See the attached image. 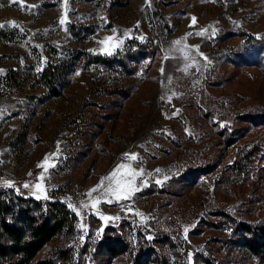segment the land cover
I'll return each instance as SVG.
<instances>
[{
	"label": "rangeland",
	"instance_id": "1",
	"mask_svg": "<svg viewBox=\"0 0 264 264\" xmlns=\"http://www.w3.org/2000/svg\"><path fill=\"white\" fill-rule=\"evenodd\" d=\"M0 190L77 215L36 261L264 264V0H0Z\"/></svg>",
	"mask_w": 264,
	"mask_h": 264
},
{
	"label": "trees",
	"instance_id": "2",
	"mask_svg": "<svg viewBox=\"0 0 264 264\" xmlns=\"http://www.w3.org/2000/svg\"><path fill=\"white\" fill-rule=\"evenodd\" d=\"M91 59L113 66L112 59L103 55H92ZM65 64H50L42 73L41 81L54 94L60 93ZM18 73L12 70L11 77L18 79ZM77 222V215L61 201L43 202L20 196L13 190H0V264H49L36 261V257L55 237L73 235ZM242 231L245 235L239 239L240 245L251 254L264 256V226H244ZM103 251L117 257L126 251V246L122 240L109 241ZM150 255L142 254L137 264H149Z\"/></svg>",
	"mask_w": 264,
	"mask_h": 264
},
{
	"label": "snow or ice",
	"instance_id": "3",
	"mask_svg": "<svg viewBox=\"0 0 264 264\" xmlns=\"http://www.w3.org/2000/svg\"><path fill=\"white\" fill-rule=\"evenodd\" d=\"M12 3H21V0H12ZM64 22H65V21L62 19V20H61V23H64ZM13 23H14V22H13ZM193 23H195V17H193ZM105 39H106V41H110L112 38H111V37H107V38H105ZM101 43H105V41H102ZM104 51L107 52L108 49L105 48ZM132 158L135 159L136 157L133 156ZM121 167H123V165H121ZM28 186H29V185H27V184L24 185V187H28ZM35 187H36L37 189H40V188H41V185H40V184H37ZM91 191H96V189H92ZM109 191H114V190L109 189ZM114 194L117 195L118 198H127L126 195H125V196H120L119 191H114ZM37 198H39V197H37ZM104 218L107 219V217H104ZM185 232H187V229H185Z\"/></svg>",
	"mask_w": 264,
	"mask_h": 264
}]
</instances>
